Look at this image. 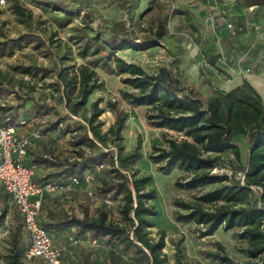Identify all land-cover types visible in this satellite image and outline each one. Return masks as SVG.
Masks as SVG:
<instances>
[{
	"label": "trees",
	"instance_id": "1",
	"mask_svg": "<svg viewBox=\"0 0 264 264\" xmlns=\"http://www.w3.org/2000/svg\"><path fill=\"white\" fill-rule=\"evenodd\" d=\"M126 1L117 0V3L124 8ZM236 1L243 4L240 3L241 6L238 7L264 4V0ZM9 2L13 13L23 17L22 21H29L32 11L23 0ZM28 2L38 7L74 12L62 1ZM84 23L88 26L89 22ZM82 29L83 32L78 38L83 42L84 52L92 49L91 54H95L105 49L104 57H112L114 64L106 60L102 68L121 76V82L127 86L120 90L121 95L133 106L160 102L157 111L152 115L151 124L167 127L182 135L181 139L166 137L167 146L159 147L157 153L150 155V159L160 164L159 169L164 173L175 167L182 169L186 175L178 178L175 183L183 189H192L203 183L217 184L196 197L195 201L175 199V205L187 210L185 213L176 211V219L202 224L203 228L198 229L200 237L213 235L223 224L225 229L241 227L240 236L247 241L243 251L250 259L235 261L226 253L222 254L219 250L226 251L221 242H217L219 250L209 252L208 257L219 260L221 264H264V101L261 94L248 80H244L232 89L215 88L210 95H205L195 84H185L183 71L173 64L149 72L142 65L127 61L118 51L128 47L138 49L141 44L132 37V31L123 20H114L106 28L109 31L107 34L98 32L91 35L84 31L85 28ZM163 32L162 22L159 33ZM33 40L37 44L43 43L40 36L30 31L22 33L14 41L2 40L0 56L5 53L6 47L12 49L14 42L21 44ZM99 60L100 58L96 59ZM95 66L85 63L64 66L57 71V78L52 86L57 91L62 90L59 101L65 102L69 114H62L58 110L50 114L49 109L40 104L31 106V116L25 118L19 114V109L6 114L4 105L0 106V122L16 126L20 132H28L34 128L41 132L42 137L34 140V146L28 148L26 159L28 164L36 165L35 180L66 183L77 175L80 179L79 186L85 187L88 184L86 174L90 173L93 177L91 187L95 195L102 200L109 198L115 204L118 200L117 203L122 207L121 213L132 223L131 236V232L121 222L110 219V211H114V207L104 201L95 216H89L88 213L79 216L67 208L65 204L68 202L51 200L47 198L51 195H45L42 224L52 233L55 244L57 239H65L63 246L56 244L64 247L61 264H107L103 258L95 257L91 247H99V243L106 241L105 246L111 250L112 242L115 245L116 240L121 242V250L133 258L142 255L151 257L154 264H162L158 249L165 244L163 237L154 242L145 231L146 227L154 225L152 216L156 214L155 206H148L145 202L146 198L155 196L153 190L145 191V184L151 176L138 177L134 174L131 177L123 170L128 169V159L139 156L137 149L140 147L139 141L135 151L123 155L124 145L118 142L123 139L122 132L128 113H118L106 132L101 130L102 122L99 120L104 112V108L99 107L101 98L92 102L89 115L82 113L85 124L72 120L70 115L80 114L90 94L102 84ZM33 68L45 74L52 72L47 67ZM112 105L115 108L116 103ZM38 116L40 119L36 122ZM22 119L26 120L25 124H21ZM53 132L59 133L62 138L68 136L67 142L74 147L76 155L57 151L58 148L48 141ZM113 146L118 148L117 153ZM230 153L234 158L229 159L237 163L234 167L226 158ZM102 163L109 166L106 171L110 176L100 178L97 183L93 173L99 172ZM224 167H229L231 174L213 172L215 168ZM241 174L245 176L244 180ZM78 195L90 199L83 193ZM216 201L222 203L211 210L203 203ZM12 218L16 224L11 235L10 264H47L42 257H27L30 244L27 241L28 232L21 211L15 205ZM68 234L80 235L86 242L94 239L97 242L71 246L66 240ZM65 253L72 255V263L64 258Z\"/></svg>",
	"mask_w": 264,
	"mask_h": 264
},
{
	"label": "rangeland",
	"instance_id": "2",
	"mask_svg": "<svg viewBox=\"0 0 264 264\" xmlns=\"http://www.w3.org/2000/svg\"><path fill=\"white\" fill-rule=\"evenodd\" d=\"M6 1L4 6L0 5V41H14L22 33L30 31L40 36L43 43L37 44L34 40L21 44L14 42L12 49L6 47L5 53L0 56V106L5 105L4 112L8 114L19 109V114L28 118L31 116V106L44 104L49 109L50 114L55 110L62 114H69L65 102L59 101L62 90L57 91L52 86L57 78V71L64 66L85 63L96 65L102 84L90 94L86 106L80 110V114L70 113V115L72 120L85 124L82 113L89 115L92 102L101 98L99 107L104 108V112L99 116V120L102 122L101 130L106 132L116 120L118 113H128L122 132L123 139L118 142H122L124 145L123 155L135 151L139 141L140 147L137 149L139 156L128 159V169L123 170L128 172L131 177L134 174L138 177L151 176V179L145 184V191L153 190L155 196L146 198L145 202L148 206H155L156 214L152 216L154 225L146 227L145 231L154 242L163 237L165 244L158 249V256L163 260L162 264H221L219 260L208 257L209 252L219 250L217 242H221L226 251L219 250V252L226 253L235 261L250 259L243 251L247 241L240 236L241 227L235 226L225 229L223 224L217 235L200 237L198 229L203 228L202 224L176 219V211L185 213L187 210L175 205V199L195 201L196 197L214 188L217 184L203 183L192 189H183L175 183L178 178H184L183 176L186 175L182 169L175 167L168 173L159 169L160 164L153 162L150 155L157 153L159 147L167 146L166 137L181 139L182 135L167 127L152 125V115L157 111L160 102L133 106L121 95L120 90L127 87L121 82V76L116 73H109L102 68L106 60L112 65L114 64L112 57L107 59L104 57L106 55L105 49L95 54H91L92 49L84 52L83 42L78 38L83 32L82 28H85L84 31L91 35L98 32L107 34L109 31L106 28L112 25L114 20H123L132 31V37L136 39L138 44H141L138 45L141 48H124L119 50L118 54L127 61L142 65L149 72H154L163 65L173 64L179 67L184 75L185 71L193 68L191 65H201L200 62L196 63L197 60H203L207 52L205 50H209L208 53L216 62L219 70L215 73L217 77L207 73V69L201 65L200 78L197 74V68H195L194 78L197 80L187 78L185 80L187 83L195 84L205 95H210V92L215 89L213 82L220 80V74L223 75L224 79L229 78L228 75L231 71L225 67L236 63L239 58H232L229 55L231 50L228 47V39L231 36L225 37L219 32L224 21L219 9L220 2L224 3L223 6L227 4L229 6V3L216 0L219 4L217 6L214 0H127L126 6L123 8L119 6L117 0H57L64 2L74 11L66 13L59 9L38 7L29 3L28 0H23L26 6L31 9L32 16L29 21H22L23 17L13 13L10 9L9 0ZM239 4L236 7L241 6L242 3ZM258 11L264 12V4L260 6ZM254 16V14L249 15L244 20L231 18L237 28V35L239 32L244 35L246 31L243 25L237 23L251 25ZM86 18L90 21H87ZM83 19L89 22L88 26L85 25ZM263 19L264 17H261L259 20L264 22ZM162 22L164 32L160 34L159 28ZM262 26L264 27L263 24ZM217 34L222 35L220 43L217 40L219 36ZM262 44L264 43H260V45ZM251 47L253 48L254 45L252 44ZM251 47L249 45L248 50L251 51ZM220 48H222L221 51ZM248 50L247 53L249 54ZM220 57L224 59V62ZM97 58L100 60L96 61ZM33 66L47 67L52 69V72L45 74L37 71ZM189 71L191 72V70ZM262 75L264 77V73ZM232 81L235 82L234 86L241 82L236 75L232 76ZM114 103H116L115 108L112 105ZM40 116L35 119L36 122ZM50 136L48 141L58 148L57 151L61 150L66 154L76 155V152L73 151L74 147L67 142L68 136L62 138L57 132H53ZM112 148L116 153L118 152L117 147L113 146ZM229 157H234L231 153L226 157L228 163L234 167L237 163L230 160ZM107 168L109 166L106 164L103 170L99 167L101 171L98 170L99 172L93 173L94 181L98 183L100 178L109 177ZM218 171L226 174L232 172L229 167L213 170V172ZM78 194V192L75 194H57L47 198L62 201L60 198L65 196L69 202L65 199L64 203L68 202L67 208L71 212L73 211L79 216H83L85 213H88L89 216H95L97 209L103 205L102 198L98 196L96 202V200L90 201V199ZM119 200L122 204L121 197ZM117 201V205L113 206L114 211H110V219L121 222V225L131 232L132 223L123 216L122 207ZM203 203L207 209L211 210L222 202ZM13 210L12 201L0 188V264H10L11 235L16 224L12 218ZM130 235L132 236V232ZM27 241L30 242L28 233ZM105 243L107 242L105 241ZM105 243H99V247L91 248L95 257L97 259L103 258L107 264H154L151 257L140 255V257L133 258L132 255L124 253L121 250L119 240L115 241V245L114 241L112 242L113 249L111 250L105 246ZM56 244L64 245L61 239H57ZM64 258L72 263L70 254H66Z\"/></svg>",
	"mask_w": 264,
	"mask_h": 264
},
{
	"label": "built area",
	"instance_id": "3",
	"mask_svg": "<svg viewBox=\"0 0 264 264\" xmlns=\"http://www.w3.org/2000/svg\"><path fill=\"white\" fill-rule=\"evenodd\" d=\"M215 4L219 6L216 0ZM6 0H0V5L4 6ZM229 3L225 6H219L220 13L224 19L223 25L229 32V36L234 37L237 34V28L233 24L232 17L236 15V10L241 8L245 11V16L255 14L260 6L251 4L244 7H236V0H225ZM240 29V28H239ZM245 34H254L253 45L264 43V27L258 21L247 25ZM217 38L218 42L222 40V35ZM222 48H220V51ZM222 56V55H221ZM222 58V57H220ZM248 53L239 56L236 63L228 66V71L236 73H251L254 70L253 63L248 59ZM222 62L224 59L222 58ZM21 124H25L26 120L22 119ZM42 137L41 132L34 128L28 132L19 131L16 126L4 125L0 122V186L9 194L12 203L21 211L23 223L26 231L30 236L29 250L27 257L34 256L42 257L47 264H61L64 247H59L55 244L52 233L42 224L43 217V201L45 195L83 193L87 195L91 201H98V196L95 195L91 187L92 175L86 174L87 186L81 187L80 179L77 175L73 176L66 183H54L52 181L40 182L34 179L36 173V165L26 162L28 156V148L34 146V140ZM104 163L99 167L103 168ZM217 169V168H215ZM214 169V170H215ZM244 175L241 174L242 180ZM261 189L260 187H254ZM107 203L110 207L116 205L109 198H105L102 202ZM9 233V230H7ZM67 242L71 246L81 244H94L97 240L84 241L82 236L74 234L67 235ZM66 247V246H65Z\"/></svg>",
	"mask_w": 264,
	"mask_h": 264
},
{
	"label": "crops",
	"instance_id": "4",
	"mask_svg": "<svg viewBox=\"0 0 264 264\" xmlns=\"http://www.w3.org/2000/svg\"><path fill=\"white\" fill-rule=\"evenodd\" d=\"M220 5L223 6L224 3L220 2ZM236 11H237L236 15H234L232 18L239 19V20H244V18L248 17V16H245V11L242 10L241 8H238ZM254 15L255 16H254L253 22L258 21V22H260L261 24L264 25V22L259 20L261 17H264V12H261V11L259 12L258 11V13L256 12ZM237 24L243 25L245 27V29L247 28V24H245V23L243 24V23L238 22ZM219 32L223 36H225V37L228 36L229 37V32L225 28L224 25L221 27ZM245 33H246V31H245ZM236 35L234 37L231 36L228 39L229 40L228 41L229 42L228 43L229 44L228 47L231 50L229 55L232 58H236V57L241 56L244 53H247V50L249 49V45L251 47V45L253 44V41H254L253 40L254 37H252L254 34H244V35H242L239 32L238 35L237 36ZM248 51H249L248 57L250 59V62L253 63L254 70L251 73H246V74L231 72L228 75L229 78H225V79H224L223 75L220 74V80L219 81H214V82H217V83L213 82L214 88H220V89H223V90L232 89L233 87H235L234 86L235 82L232 81V76L236 75L241 80L240 83H242L244 80H248L255 87V89L261 94V96L263 98V101H264V77L262 75V73H264V62H263L264 61V44H262V45H260V44L259 45H254V47L251 49V51L250 50H248ZM205 52L206 53L204 55L203 60L198 59L196 63L197 64L199 62L202 63L201 65L202 66L204 65V67L207 69V70L206 69H204V70H206L207 73L209 72L210 75H212V76H214L216 78L217 76L215 75V73L217 71L219 72V70H218V68L216 66V62H214V60L211 57V55H209V53H208L209 50H205ZM208 55H209V57H208ZM201 65H199V66L191 65V67L193 66V68L189 69V70H191V72L189 70H187V72L186 71L184 72L185 74L183 75V81H184L185 84H192V83H187L185 78H187L189 80L190 79L197 80L196 78H194V76L196 74L194 72V69L197 68V71H198L197 74L199 75V71H200ZM163 66H168V64L167 65H163ZM199 78H200V75H199ZM0 188H2L3 191L6 193V195L9 197L8 193L4 190V188L2 186H0ZM60 199L63 200V201H65V199H66V201L69 202V200H67L68 198L65 197V196H63ZM65 205L67 206V204H65ZM219 232H220V230L218 229V231H216L213 235H217ZM61 241H62V244H63L65 239L64 240L61 239ZM70 256H71V259H72V255H70ZM262 258L264 259V252L262 253Z\"/></svg>",
	"mask_w": 264,
	"mask_h": 264
}]
</instances>
